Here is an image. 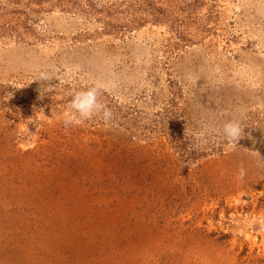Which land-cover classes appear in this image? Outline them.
I'll use <instances>...</instances> for the list:
<instances>
[{
	"label": "rangeland",
	"instance_id": "374dc122",
	"mask_svg": "<svg viewBox=\"0 0 264 264\" xmlns=\"http://www.w3.org/2000/svg\"><path fill=\"white\" fill-rule=\"evenodd\" d=\"M0 264H264V0H0Z\"/></svg>",
	"mask_w": 264,
	"mask_h": 264
},
{
	"label": "clouds",
	"instance_id": "9594fccd",
	"mask_svg": "<svg viewBox=\"0 0 264 264\" xmlns=\"http://www.w3.org/2000/svg\"><path fill=\"white\" fill-rule=\"evenodd\" d=\"M46 80V76L41 77ZM101 95V88L99 86L89 87L86 90L79 91L72 96L69 104V112L63 120L64 126L71 127L92 119L94 116L101 114L103 118L108 120L111 118V111L105 105L98 102V97ZM244 127L240 120H231L223 126V136L228 143L237 144L244 136ZM245 171L240 169L239 178L243 180Z\"/></svg>",
	"mask_w": 264,
	"mask_h": 264
}]
</instances>
